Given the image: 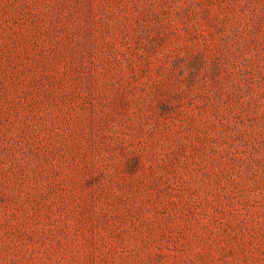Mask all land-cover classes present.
I'll use <instances>...</instances> for the list:
<instances>
[{
  "label": "rangeland",
  "instance_id": "1",
  "mask_svg": "<svg viewBox=\"0 0 264 264\" xmlns=\"http://www.w3.org/2000/svg\"><path fill=\"white\" fill-rule=\"evenodd\" d=\"M0 264H264V0H0Z\"/></svg>",
  "mask_w": 264,
  "mask_h": 264
}]
</instances>
